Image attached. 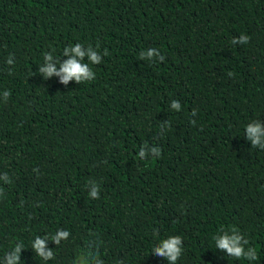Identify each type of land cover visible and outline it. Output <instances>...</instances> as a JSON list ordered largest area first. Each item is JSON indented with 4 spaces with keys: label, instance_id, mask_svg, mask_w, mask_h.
I'll list each match as a JSON object with an SVG mask.
<instances>
[{
    "label": "trees",
    "instance_id": "trees-1",
    "mask_svg": "<svg viewBox=\"0 0 264 264\" xmlns=\"http://www.w3.org/2000/svg\"><path fill=\"white\" fill-rule=\"evenodd\" d=\"M0 264H264V0H0Z\"/></svg>",
    "mask_w": 264,
    "mask_h": 264
},
{
    "label": "clouds",
    "instance_id": "clouds-1",
    "mask_svg": "<svg viewBox=\"0 0 264 264\" xmlns=\"http://www.w3.org/2000/svg\"><path fill=\"white\" fill-rule=\"evenodd\" d=\"M65 51H67V49H65ZM72 51L75 53L76 56L80 57L81 59L85 55V53L81 50V47L79 45H77L74 49H72ZM88 55L92 61L98 62V57L94 53L89 52ZM48 59H51V57H48ZM42 71H46L48 75H51L56 71V69L52 65H49L46 69H42ZM61 71L64 74L62 77L64 83H67V81L72 78H75L76 81L79 82L82 78H85L89 75V70L87 65H82L75 58L69 59L67 62H65L61 67ZM258 131H259L258 126L257 128H249L248 129L249 136L251 137L254 133ZM258 142H259L258 139L253 140L254 144ZM60 235L65 236L66 233H61ZM179 243H180L179 237L170 239L168 241H165L163 243V247L156 249V251L160 255H167L169 260L175 261L180 253V249L177 247ZM218 245L222 249H227L228 253L236 257H241L243 255V256H247L250 259L258 258L257 257L258 249H250L249 252L245 253L243 251V248L238 246L239 245L238 236H233L231 238L225 236L218 241ZM43 246H44V242L38 240L36 243V248L42 255H44ZM47 256H51V253L50 252L47 253ZM13 259L14 260L18 259V257H14Z\"/></svg>",
    "mask_w": 264,
    "mask_h": 264
}]
</instances>
